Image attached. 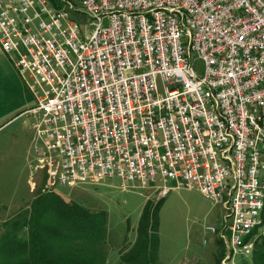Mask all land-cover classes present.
I'll return each instance as SVG.
<instances>
[{
  "label": "built area",
  "instance_id": "obj_1",
  "mask_svg": "<svg viewBox=\"0 0 264 264\" xmlns=\"http://www.w3.org/2000/svg\"><path fill=\"white\" fill-rule=\"evenodd\" d=\"M72 9L88 15L84 31ZM0 43L42 112L44 190L112 176L161 195L196 186L227 204L224 264L252 253L264 210V0L0 1Z\"/></svg>",
  "mask_w": 264,
  "mask_h": 264
},
{
  "label": "rangeland",
  "instance_id": "obj_2",
  "mask_svg": "<svg viewBox=\"0 0 264 264\" xmlns=\"http://www.w3.org/2000/svg\"><path fill=\"white\" fill-rule=\"evenodd\" d=\"M52 2L60 5L63 0ZM72 10L84 31L88 15L83 11ZM3 55L10 56L0 44V84L8 79L12 81L10 69L7 71L4 65ZM194 66L201 72L202 61L195 59ZM11 92L15 97L10 93L9 98L17 100L15 89ZM30 117L33 121L37 119L33 114ZM30 142V135L24 132L21 119L14 118L0 126V214L7 215L9 219L18 211L26 209L27 203L46 193L50 194V200H57L53 193H58L70 202L86 206L90 211L104 209L106 262L114 264L122 253L133 246L138 220L146 203L151 200L152 206H155L159 235L158 257L154 264H197L204 257L207 259L206 264H220L218 254L221 243L216 241L215 234L204 229V225L211 223L216 227L223 226V221L220 226L217 225L222 220L224 206L205 197L196 186H172L166 194L161 195L160 190L155 188L156 183L146 186L130 184L125 187L120 184L119 177L112 176L98 183L80 182V185L73 187L59 184L54 191L44 190L45 170L35 168L39 164V155L33 142ZM46 154H50L48 149ZM30 179L36 183V187L32 186ZM165 181L175 185L173 180ZM45 213L50 218L56 211L48 208ZM203 238L207 241L203 242ZM233 259L236 264H250V258L244 254H235ZM222 262L225 263V259Z\"/></svg>",
  "mask_w": 264,
  "mask_h": 264
},
{
  "label": "trees",
  "instance_id": "obj_3",
  "mask_svg": "<svg viewBox=\"0 0 264 264\" xmlns=\"http://www.w3.org/2000/svg\"><path fill=\"white\" fill-rule=\"evenodd\" d=\"M42 194L26 209L0 224V264H107L106 211L88 209L60 196ZM161 200V197L159 201ZM146 203L133 246L114 264H154L159 235L155 206ZM53 208L50 218L45 213ZM222 251L218 254L220 259ZM253 264H264V233L252 252Z\"/></svg>",
  "mask_w": 264,
  "mask_h": 264
},
{
  "label": "crops",
  "instance_id": "obj_4",
  "mask_svg": "<svg viewBox=\"0 0 264 264\" xmlns=\"http://www.w3.org/2000/svg\"><path fill=\"white\" fill-rule=\"evenodd\" d=\"M0 1H5V0H0ZM3 57H4L3 59L6 62V63H4V62L3 63L6 66L7 71H9V69H10L9 72L12 75V81H10L8 79V81H3L0 84V126L6 124L11 119H14V118H16L17 120L21 119V124H22V128L24 129V132L27 133V135L28 134L30 135V140H31L30 144L32 142L34 144L36 141V128H35V126H36L37 121L40 119L42 112L40 109L36 108L37 100L35 98L34 92L27 85V83L25 82L24 78L22 77L19 69L16 67V65L14 63L15 55H12V56L10 55L9 56L10 59L7 57V55L6 56L3 55ZM13 89H15L16 97H17V100L15 98L14 101L9 98L10 93L15 97V95L11 92ZM30 114H33L37 119L33 121L30 117ZM32 135H33V138H32ZM30 181L33 184L32 186H34L33 180L30 179ZM164 183H166V181H164ZM167 185H169V184H167ZM170 186H172V185H170ZM179 186H181V185H179ZM155 188L159 189L156 186H155ZM54 190H56V189H54ZM54 190L52 189V190H48V191H54ZM27 205H29V204L27 203ZM226 212H227V210L224 206V213H222V220L219 223V225H217V226H220L222 221H223V225H224V222L227 219V215H226L227 213ZM224 216H226L225 220H224ZM262 216H263V223L259 227H257L256 229H254L252 231L253 232L252 236L254 237V242L260 233H264V210L262 212ZM1 217H3V218H1ZM0 219H1L0 222L2 223L3 221L8 219V216L0 214ZM213 226H215V225H213ZM221 227L222 226L217 227V228H221ZM260 228H261V231L259 230ZM213 234H215V236H216V241L218 243L219 242L221 243L222 247H221L220 251H222V255L220 257V264H224V262H222V261L225 259V254H224L225 250H226L225 239H224V237H221L220 235H218L216 233H213ZM206 241H207L206 238H203V242H206ZM246 256L250 258L249 259L250 264H253L252 253L249 255H246ZM206 260L207 259L204 257V258H202V261L197 262V264H202V262H203V264H206ZM245 262H246V260H245ZM232 264H236L234 259L232 261Z\"/></svg>",
  "mask_w": 264,
  "mask_h": 264
},
{
  "label": "bare ground",
  "instance_id": "obj_5",
  "mask_svg": "<svg viewBox=\"0 0 264 264\" xmlns=\"http://www.w3.org/2000/svg\"><path fill=\"white\" fill-rule=\"evenodd\" d=\"M80 182H88V181H80ZM219 203H222L225 206L226 210H227L226 202H219ZM260 225H261V220H252V222H251V230L256 229ZM223 228H224V225L222 226V228H217L216 226H213V224H212V233H216V234L220 235L221 237H224V239H225V234L223 232ZM252 252H253V248H252Z\"/></svg>",
  "mask_w": 264,
  "mask_h": 264
}]
</instances>
